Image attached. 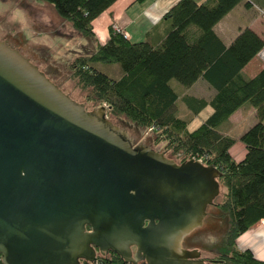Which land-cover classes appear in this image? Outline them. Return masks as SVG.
Here are the masks:
<instances>
[{"label":"water","instance_id":"obj_1","mask_svg":"<svg viewBox=\"0 0 264 264\" xmlns=\"http://www.w3.org/2000/svg\"><path fill=\"white\" fill-rule=\"evenodd\" d=\"M85 104L0 40V264L95 262L97 250L206 264L181 243L203 226L221 171L133 146L104 106Z\"/></svg>","mask_w":264,"mask_h":264},{"label":"trees","instance_id":"obj_2","mask_svg":"<svg viewBox=\"0 0 264 264\" xmlns=\"http://www.w3.org/2000/svg\"><path fill=\"white\" fill-rule=\"evenodd\" d=\"M44 1L79 34L96 40L92 21L116 0ZM240 2L253 3L264 12V0H206L200 4L179 0L163 16L168 27L158 44L131 41L110 27L106 42L95 44L94 50L72 63L79 85L91 90L89 100L106 103L111 114L137 128L152 129L168 147L221 171L218 181L223 198L213 204L218 211L213 218L224 220L226 227L213 255L204 259L211 264H264L236 242L264 219V66L254 77L243 74L246 64L264 48V40L246 27L225 45L214 31L215 24ZM115 63L120 67L117 77L96 67ZM200 78L213 90L209 99L179 94L170 84L176 80L188 88ZM179 100L193 116L207 106L211 113L189 130V117L185 120L178 113ZM244 105L255 109L257 119L240 136L246 152L242 160L235 161L229 152L235 139L221 126ZM107 259L97 254L95 262L81 260L80 264H126L114 252Z\"/></svg>","mask_w":264,"mask_h":264},{"label":"rangeland","instance_id":"obj_3","mask_svg":"<svg viewBox=\"0 0 264 264\" xmlns=\"http://www.w3.org/2000/svg\"><path fill=\"white\" fill-rule=\"evenodd\" d=\"M0 40L19 50L71 99L79 103L84 100L88 110L104 106L107 118L120 130H125L133 146L140 144L152 146V149L163 152L167 158L176 155L174 161L177 163L192 158L182 151L168 147L167 141L157 140L156 134L149 129L137 128L126 122L124 117L111 114L106 103L99 104L88 99L91 90L83 89L79 85L73 76L72 63L76 57L94 50L97 41L76 32L68 21L58 16L50 3L44 0H0ZM96 67L112 77H117L120 73L117 63L98 64ZM170 84L179 94L187 93V88L176 80H171ZM195 93L207 98L209 96L203 86L196 88ZM177 105L179 115L186 120L191 113L182 105L181 100ZM210 113L211 108L207 106L188 125V129L192 130L199 126ZM252 115L251 110L244 107L221 126L225 133L235 139L232 148L235 155L243 150L240 136L255 122ZM222 198L223 188L220 183V194L214 199L213 204H217ZM217 214L215 205L209 206L203 226L184 237L181 246L188 249L200 248L203 250L201 251L203 259L211 257L215 250L214 246L219 244L226 227L224 220L213 218V215Z\"/></svg>","mask_w":264,"mask_h":264},{"label":"crops","instance_id":"obj_4","mask_svg":"<svg viewBox=\"0 0 264 264\" xmlns=\"http://www.w3.org/2000/svg\"><path fill=\"white\" fill-rule=\"evenodd\" d=\"M178 1L179 0H116L92 21L95 39L99 44L106 42L110 34L109 28H113V25H117L126 33V38L131 41H148L152 44H158L164 37L168 27V22L163 20V16ZM195 1L200 4L206 0ZM246 27L252 29L264 40L263 10L253 3L251 6H246L244 2H240L215 24L214 31L225 45H229L239 31ZM263 66L264 62L260 60L257 54L243 68V74L247 78L254 77ZM202 86L204 89H207L208 98L211 97L213 90L201 78L187 88V95L208 99L204 95L195 93L196 88ZM244 107L251 110L252 116H254L256 121L255 109L250 105H244L234 114H237V112ZM201 112H199V114ZM199 114L196 116H189V124ZM233 115H231V117ZM241 146L243 150L240 151L238 155H235L232 151L234 144L229 150L235 161H240L244 158L246 149L242 142ZM236 242L238 248L248 249L257 258L264 260V219H261L251 226L249 230L240 235ZM205 263L211 264L208 262Z\"/></svg>","mask_w":264,"mask_h":264},{"label":"built area","instance_id":"obj_5","mask_svg":"<svg viewBox=\"0 0 264 264\" xmlns=\"http://www.w3.org/2000/svg\"><path fill=\"white\" fill-rule=\"evenodd\" d=\"M113 29L118 31V32H122L123 35L126 37V33L120 28L118 27L117 25H113ZM259 58L264 62V48L259 52L258 54ZM150 131H152V129L149 128ZM192 159H196L195 157H192ZM196 160H199L202 162V159L198 158Z\"/></svg>","mask_w":264,"mask_h":264},{"label":"flooded vegetation","instance_id":"obj_6","mask_svg":"<svg viewBox=\"0 0 264 264\" xmlns=\"http://www.w3.org/2000/svg\"><path fill=\"white\" fill-rule=\"evenodd\" d=\"M134 250H135V248L134 247H132V251L134 252ZM109 252H107V254H108ZM200 253H201V251H200ZM97 254H100V255H102L101 253H99L98 252V250H97ZM104 254H106V253H104ZM200 258H202V256L200 255ZM203 259V258H202ZM204 260V259H203ZM204 262H207V261H205L204 260ZM81 263V262H80ZM126 264H128V263H126ZM138 264H145V261H143V260H139L138 261Z\"/></svg>","mask_w":264,"mask_h":264}]
</instances>
